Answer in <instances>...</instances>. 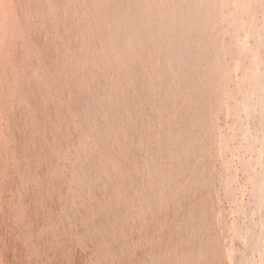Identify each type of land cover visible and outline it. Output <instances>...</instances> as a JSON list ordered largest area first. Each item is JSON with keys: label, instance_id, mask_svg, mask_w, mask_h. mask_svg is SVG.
Wrapping results in <instances>:
<instances>
[{"label": "rangeland", "instance_id": "1", "mask_svg": "<svg viewBox=\"0 0 264 264\" xmlns=\"http://www.w3.org/2000/svg\"><path fill=\"white\" fill-rule=\"evenodd\" d=\"M0 264H264V0H0Z\"/></svg>", "mask_w": 264, "mask_h": 264}, {"label": "bare ground", "instance_id": "2", "mask_svg": "<svg viewBox=\"0 0 264 264\" xmlns=\"http://www.w3.org/2000/svg\"><path fill=\"white\" fill-rule=\"evenodd\" d=\"M180 4V3H179ZM155 6V5H154ZM176 6V5H175ZM180 6V5H179ZM176 7H178V5L176 6ZM128 8V7H127ZM171 8V7H170ZM159 9V8H158ZM176 9H178V8H176ZM127 12H131V11H135V10H132L131 8H129V9H127L126 10ZM149 12H150V10H148ZM147 11V12H148ZM172 11V10H171ZM174 11V10H173ZM172 11V12H173ZM160 12V11H159ZM151 14L153 13V12H150ZM171 14V13H170ZM158 15L159 14H157V15H155L156 17H158ZM202 19V20H201ZM211 19L207 16L206 18H197V19H195L194 21H193V27H192V30H191V32L193 33V34H197V33H203L204 31H205V28H202V27H196V25H201V24H204V25H210L211 23V21H210ZM152 21H154V22H146L144 25L142 24V26H136V27H133V28H131L130 30H129V33H126L125 32V30L124 31H122V32H117V36L116 37H114V40H115V44H116V51H115V54L114 55H119L120 54V56L122 55V58L119 56V61H118V65H116V68H127V67H132V66H134V62H135V60H134V51L136 50V51H139V50H142L143 49V47H144V40H145V38L146 37H151V36H153V35H155V34H157L158 36L160 35V34H162L163 33V30H160V29H162V24H161V26H159V24L162 22V21H155V19H153ZM159 22V23H158ZM110 23V22H109ZM115 23H118V21L116 22L115 21ZM182 23L181 21H178L177 23H172L171 25L172 26H169V32H167L166 33V35H162V37H160V38H162L163 39V41L159 44V45H157V46H155V45H153L152 46V50H151V54H150V58L148 57H145L144 59V61H142L141 62V64H142V66L143 67H146V66H148V65H151L153 62H154V54L155 55H158V54H160V53H162V52H169L170 51V49L172 48L171 47V44H172V42L173 41H177L176 39H177V35L178 34H180V32H178L180 29H178L179 28V26H180V24ZM252 24V23H251ZM249 25H250V23H249ZM112 26L113 25H110V28H112ZM195 26V27H194ZM107 28H108V26H107ZM236 28H238V27H235V29ZM234 29V30H235ZM239 29H240V27H239ZM243 29V28H242ZM249 29H250V27H249ZM238 30V29H237ZM241 30V29H240ZM92 39H94V37L92 36L91 37ZM95 39H97V40H99V38H98V36H96L95 37ZM244 42V41H243ZM189 43H191V40H189L188 38L187 39H185V41H183V44L184 45H188ZM104 45V44H103ZM107 45H109L110 46V44H107ZM241 45V44H240ZM259 45V44H258ZM244 46V45H243ZM242 47V46H241ZM206 48V46L205 47H200V48H197V50L195 51V56H199V55H201L205 50ZM110 49H111V47H110ZM207 49V48H206ZM109 51V49L107 48V50H106V52H108ZM122 51H124V52H126L125 53V55H123V53H122ZM122 53V54H121ZM170 54H171V57L173 58V59H176V61H175V65H176V67H181V66H184V65H186V64H188L189 63V61H188V59L187 58H183V57H181L180 55H179V53L177 54V58H175V55L174 54H172L171 52H170ZM254 56H255V54H253ZM252 55V56H253ZM215 56H217V54L215 55ZM254 56H253V59H254ZM257 56V55H256ZM258 57V56H257ZM147 58V59H146ZM256 58V57H255ZM252 60V59H251ZM255 60V59H254ZM255 62V61H254ZM258 62V61H257ZM256 62V63H257ZM195 64V63H194ZM172 66L171 65H165V66H163V68L161 69V73H162V76H163V78L165 79L164 80V82H168V80L166 79V75H168V76H171L172 75ZM204 72H203V75H204V73H209V68H206L205 70H203ZM250 71V70H249ZM253 71H255V69H253L252 70V73L254 74V72ZM247 72V71H246ZM251 72V71H250ZM251 73V74H252ZM151 74H152V72H146V75H145V77H147V79L151 76ZM203 75H202V77H203ZM250 75L248 74V77H249ZM254 75H252V77H253ZM201 77V78H202ZM252 77H250V78H252ZM201 78H199V79H201ZM253 78H256V76L255 77H253ZM170 79V78H169ZM198 79V78H197ZM160 85H161V83H160ZM113 89H115V86H112L111 87V90H113ZM164 98V96H159L158 97V102H161V100ZM114 106V105H113ZM224 106V105H223ZM248 106V105H247ZM245 109V108H244ZM247 109V108H246ZM245 109V111H247ZM249 110V109H248ZM243 112H244V110H243ZM248 113H249V111H248ZM244 114H246L245 112H244ZM112 130H114L115 132H116V128H113ZM107 136H109L110 138H111V131H110V133H106L104 136H103V138H107ZM115 152V151H114ZM110 153H112L111 151H110ZM114 169H117V167H116V165H114V164H112L111 165V171H114ZM144 201H145V199H144ZM156 205H160V202H157L156 203ZM142 209V208H141Z\"/></svg>", "mask_w": 264, "mask_h": 264}]
</instances>
